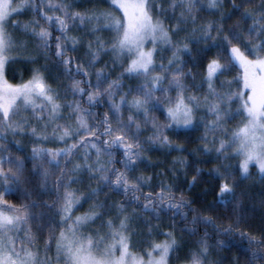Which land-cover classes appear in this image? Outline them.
Segmentation results:
<instances>
[{"label":"snow or ice","instance_id":"snow-or-ice-1","mask_svg":"<svg viewBox=\"0 0 264 264\" xmlns=\"http://www.w3.org/2000/svg\"><path fill=\"white\" fill-rule=\"evenodd\" d=\"M208 9H218L222 6L223 0H205ZM251 2V0H246ZM200 0H169L170 9L175 12L177 7L181 8L180 17L175 28L168 29L164 26L163 20L159 18L166 10L162 7V0H111V4L122 11L123 16L117 17L111 12H93L85 14L72 12L69 10L67 0H0V264H51L47 251L50 250V241L56 240V261L57 264H168L171 254L178 250L177 240L172 232L163 233L166 239L160 243H153L145 254L136 256L130 251L131 217L123 215V205L117 207V226L113 219L106 221L105 226L108 233H99L85 236L82 229L101 219L104 203L94 204L89 212L76 216L73 219V211L82 200L86 202L99 195L104 187L110 189H122L125 195L132 193V200L139 202L141 197L136 195L140 189V178L130 181L126 175L129 171H134L137 162L141 159L144 151L143 142L139 139L142 128L151 126V134L147 137L150 145L160 147H172L168 130L188 129L194 126L195 111L201 107L206 108L207 114L214 119L205 123V143H209L208 133L224 132L225 139L219 141V147L215 150L223 154L229 147L235 145V156L243 157L240 163L241 175L248 178L250 164H255L261 178H264V0L253 12L245 11L241 19L245 22L252 19L253 23L247 30V37L251 43H241V35L238 32H229L223 36V44H216L229 53L227 63H221L220 58H214L207 64L206 72L200 85L207 84V93L201 99L197 95H188L189 87L185 83V78L192 73L184 71L183 54H190L189 42L185 40L172 39V36L182 31L180 24H186L188 17H191L195 24L196 17L193 10ZM157 8V15L154 17L153 8ZM233 8L237 11L239 6L233 0ZM31 9L37 19L20 25L19 21L13 22V28H20L25 33H30L37 41V46L44 49L46 53L51 52V29L55 28L60 35L55 38V57L57 62L63 66L65 75L72 77L75 73H82L88 76L84 65L76 64L73 70L74 60L67 56L69 51L67 45L70 43L75 49L81 40L78 36L69 35L71 27L79 22L80 26L91 25L90 31L93 35L105 30L114 33L110 44L106 43L100 36L90 40L87 44V55L90 57L89 67L95 65L101 53L112 52L115 61H122L125 57L130 58L125 73L129 76L143 77V83L134 90L129 88L127 92L120 94V99L116 100V94L122 88V80L125 73H121L115 80L109 81L103 69L96 73V84L89 83L87 91L81 85L82 80H75L71 84V92L74 96L81 97L87 95L89 108L100 103L101 97H108V111L103 119L90 124L89 119L96 116L95 113L82 107L81 101L69 102L62 105L58 102L59 94L55 92L46 82L44 71L46 69L34 68L32 77L20 85H12L5 79L6 67L13 62L16 57L9 55L10 51L18 45L8 31V22L13 14L21 13ZM49 12L59 13V15H49ZM43 21V25L41 24ZM37 28L39 30H37ZM215 30L219 35L222 26L216 28L213 22H208L199 29L193 28V33L199 31L205 42L211 39L214 44L216 38L211 35ZM151 47H147L148 45ZM22 46V45H20ZM230 46V47H225ZM164 48L171 50V57L167 64L159 65V74L153 75L157 71L156 53ZM253 57L250 59L249 57ZM33 60V57H27ZM238 64L243 69L242 87L237 91H231L234 81H223L228 85V89L218 91L215 81L230 67ZM167 81V87H165ZM107 84L104 88L103 85ZM176 92L175 98L170 93ZM134 92L132 99L129 95ZM157 93H161L168 105L166 109L167 122L161 125L150 113L158 111L161 99L157 98ZM240 101V108L237 114H244L246 122L242 127L233 131L227 137L225 123L232 117L230 105ZM67 107L69 110L68 120L75 117V127L71 123L59 124L62 119L61 109ZM31 109L32 117L37 121L36 125L30 124L26 117L15 119L21 111L27 112ZM127 109L129 115L127 122L124 121L122 112ZM242 109V113H241ZM143 118L140 119V114ZM40 122L43 126L40 127ZM51 127V132L48 129ZM27 134L34 138L31 160L33 163V174L38 175L41 180V188L48 189L49 169L60 168V158H67L75 155L76 151L84 149L83 163H77L70 170L68 181L64 176L67 169L61 170V174L56 181L57 200L53 207L58 205L57 211L60 215L62 229L59 236L52 235L50 228L49 240L45 242V256L41 258L39 251L34 249L33 244L36 239L31 228L27 227L30 221L37 217L31 212V208L37 207L35 202L14 206L8 204L4 199L6 193L18 190L23 179L25 159L19 156L13 157L11 154L5 156L8 151L3 147L7 134ZM80 139L76 140L75 137ZM57 139L66 144V147L57 150L47 149L40 145L43 141ZM68 139H73V143L67 144ZM212 144L216 143L215 136ZM114 149H121L123 159L119 161L124 171H119L114 167L112 156ZM95 151L96 161L89 163L91 152ZM210 149L205 148V151ZM106 154L109 159L102 163L100 157ZM48 168H42L45 162ZM183 163V162H181ZM10 167L5 171L4 165ZM87 171L93 175L91 179H96L98 186L91 189L85 197L77 194V189H72L71 184L78 183L74 177L78 172ZM199 171V170H198ZM115 177L113 180L112 177ZM196 177H193V183ZM64 191L61 194L60 189ZM229 197H234L233 188L228 183H222L218 193V202L221 204L230 203ZM143 210L151 215L159 217L162 210H174L173 215L181 214V209L187 206L183 199L177 201L167 186L162 185L155 197L148 195L144 197ZM122 216V218H121ZM43 214H40V218ZM201 219L193 218V224ZM204 223L210 224V218H203ZM38 228L42 227L37 225ZM193 231L194 229H186ZM231 228H226L225 233H230ZM23 232L24 236L20 233ZM151 233V229H150ZM243 235V234H242ZM111 239L110 244L105 245V241ZM249 243H259L256 238H251ZM104 245L103 247H101ZM218 246L223 247V241L218 242ZM119 252V255H117ZM207 252V245L203 244L200 253L193 255L191 264H201L200 257ZM146 257V259H145ZM251 261L264 262V255L253 252Z\"/></svg>","mask_w":264,"mask_h":264},{"label":"trees","instance_id":"trees-1","mask_svg":"<svg viewBox=\"0 0 264 264\" xmlns=\"http://www.w3.org/2000/svg\"><path fill=\"white\" fill-rule=\"evenodd\" d=\"M67 3L70 5V11L85 14L100 13L98 9L107 5L104 0H67ZM157 3H160V0H157ZM235 3L239 6L238 11L233 8V0H223L221 7L210 10L205 0H200L192 13L196 17L195 24H193L191 17H188L186 24L179 25L183 30L172 36L174 41L185 40L186 38L190 41V54L185 53L181 57L184 62V71L192 73V75L185 78V83L189 87L188 95H197L202 99L206 94L204 84L199 88L196 86L201 84L207 64L211 59L220 58L221 63H227L229 53L216 46V44H223L224 35H227L230 31L238 32L241 35V43L248 44L249 47H251V43L255 42L254 40L249 42L247 37V30L252 25L253 20L248 19L245 22L241 19V16L245 11L253 12L257 9L261 0H251L250 3L246 0H235ZM162 7L166 12L160 15L159 18L163 20L166 28H175L180 17L181 8L177 7L173 12L169 7V0H162ZM28 11L25 18L17 20L21 26L23 23L26 24L37 19L31 9H28ZM53 14L59 15L58 12H49V15ZM153 15L154 17L157 15V8L155 7L153 8ZM208 22H213L216 28L222 26V32L219 35L215 30L211 33L216 38L215 44L211 39L205 42L199 31L193 33V28L199 29ZM41 24L43 25V21H41ZM90 28L91 25L80 26L77 22L75 26L70 28L69 35L80 37L81 42L75 46L74 50H72L73 46L70 43L67 45L69 49L67 56L72 57L74 60L73 70L76 64H82L85 70L89 72L88 76L75 72L72 77L65 75L63 66L57 62L54 55L55 38L60 35V32L55 28L51 29V52L46 53L44 49L37 46L36 39L30 33H25L20 27L16 28L14 38L19 45H22L21 50L17 49L20 57L18 61L10 62L7 65L5 79L12 85H18L27 82L32 77L34 68L46 69L44 71L46 82L59 94V103L66 105L69 102L74 103L80 100L83 108L96 114L95 117L89 119L90 124L103 119L109 106L107 95L101 97L100 103L89 108L86 94L82 100L81 97L72 94L71 84L73 79L84 81L81 86L86 89V92L91 91L92 89H89L88 85L89 83L91 85L96 84L97 71L103 69L107 79L112 81L119 77L121 73H125L127 62H119L122 64H118L117 61L114 62L112 52L109 51L101 53L95 65L89 67L90 57L86 54L88 42L94 40L96 36H100L108 44L113 39L106 30L103 31V34L98 32L93 35ZM37 30L39 29L37 28ZM261 39H264V36ZM23 53L24 56L21 55ZM171 55V50L168 48L157 51L155 57L157 71L154 73L159 74V65L161 63L167 64ZM27 57H33L34 61L27 60ZM225 74L235 76V79L232 80L234 83L231 90H237L241 77L240 71L235 65L217 78V88L219 87V80H223ZM141 83H143L141 77L129 76L125 73L122 80L123 86L116 94V100L120 99L121 93L127 92L129 88L134 90ZM103 87L106 88L107 84H104ZM165 87H167V81H165ZM133 95L134 92L128 98L132 99ZM156 95L157 98L161 99V110L151 112L150 116L155 117L163 125L167 122L165 109L168 105L161 93ZM170 95L175 98L176 92L172 91ZM128 115L129 111L125 109L122 112L125 122H127ZM61 116L63 118L58 120L57 123L64 124L67 122L75 127V117L73 116L71 120H68L69 110L67 107L61 109ZM142 118L143 114L141 113L140 119ZM205 118L209 119L210 117L206 115ZM199 119L200 117L196 118L197 124L191 129H172L166 132L172 142L171 148L150 145L147 137L151 134V126L142 128L139 139L143 142L144 151L141 153V159L137 162L135 170L126 173L130 181L140 178V189L136 193L141 197L139 202L132 200V193L125 195L122 189L104 187L98 196L86 200L87 206L90 209L94 204L103 202V210L97 209L102 211L103 215L101 219L97 220L105 223L109 219H113L118 226L119 219L117 218L116 206L123 205L125 210L123 215L131 217L129 230L132 227V231L145 241L152 240L151 242L159 243L166 239L163 233L172 232L178 246V250L172 253V261L174 260L176 263H191L193 255L200 253L202 245L206 244L207 252L200 257L201 264H250L253 252L264 255V178H259L253 170L246 179L240 177L236 168L229 171L225 166L227 163L225 152L220 154L215 150L219 147V141L226 138L224 132L208 133L209 143L206 144L202 139L205 136L206 121L198 123ZM32 124L36 125L37 121L33 119ZM41 124L43 122H40L39 126ZM48 131L51 132V127ZM214 136L216 143L212 144L211 141ZM75 139L79 140L80 137L76 136ZM33 141L32 137V145L30 139H23V142H18V145L14 141L5 142L8 144L5 147V149H8L4 153L5 156L11 154L13 157L19 156L25 159L23 171L25 179L20 183L18 190L14 189L12 192L6 193L4 199L8 204L14 206L35 202L37 207L31 208V212L37 218L32 220L30 228L36 237L35 241L42 244L45 239L49 238L50 228L52 229V235H56L55 224L59 222L58 219L55 220L58 214V205L50 208L44 205L46 203L47 205H53L57 200L55 190L57 177L60 176L61 170L67 169L64 180L65 182L68 181V176L71 174L70 170L74 165L83 163L84 149H79L71 157L60 158V168L52 167L49 169L48 189L44 190L40 186V177L33 174L34 161L31 160V153L32 148L37 146L34 145ZM73 142V139H68L67 144L70 145ZM21 145L23 146L19 148ZM38 146L57 150L66 147V144L52 138L43 141ZM205 148L210 150L205 151ZM96 159L95 151L92 150L89 163L95 162ZM108 159L109 157L106 154L100 157L102 163H106ZM122 159V150L114 149L113 164L110 167L124 171L123 165L119 162ZM41 166L42 168H48L46 161L42 162ZM9 167L10 165L5 164V171ZM92 175L87 171L78 172L74 178L80 182L71 184L72 189H77L78 195L83 194L86 197L91 189L98 186V175L96 179H91ZM193 177H196L194 183ZM112 179L114 180L115 177L113 176ZM222 183L231 185L234 192V197H229L231 202L227 204L218 202V193ZM162 185L170 189L177 201L183 199L187 202V206L181 209V214L174 216V210H162L157 218L143 210L144 197L148 195L155 197ZM63 191L64 189L61 188V194ZM40 214H43L42 218H40ZM194 217L201 219L193 224ZM203 218H210L212 222L206 224ZM37 225L42 227L38 228ZM226 228H231L232 231L225 233ZM186 229H194V232ZM253 237L259 243L250 244L249 240ZM220 241H223V247L218 246ZM251 264H264V262L251 261Z\"/></svg>","mask_w":264,"mask_h":264},{"label":"rangeland","instance_id":"rangeland-1","mask_svg":"<svg viewBox=\"0 0 264 264\" xmlns=\"http://www.w3.org/2000/svg\"><path fill=\"white\" fill-rule=\"evenodd\" d=\"M104 1L106 2L107 5L104 8L101 7V8L98 9V11L100 13L101 12H111L112 14H114L117 17H122L123 16L122 11H120V9L116 8L114 5L111 4V0H104ZM18 2H19V0H17V3ZM28 12L29 11L26 10V11H23L21 13L13 14L12 18L9 20V22H8V31L12 34L13 39L15 38V32H16V28H13V22L14 21H17L19 19L21 20V19L25 18L27 16ZM24 24L25 23H23V25ZM106 31H108V30H106ZM107 33H110V37H114V33L113 32L108 31ZM100 34H103V32L100 33ZM147 47H151V45L149 44ZM17 49H19V50L22 49L19 44L16 47H14L10 51V53H9V55L17 58L13 62L18 61L19 60V57H20V54L18 53ZM21 55L24 56V53L21 54ZM249 58L252 59L253 57L250 56ZM129 61H130V58L125 57L122 61H117V63L118 64H122V63H119V62H127V65H126V68H127ZM234 65L239 69V71H240V77H241V79H240L241 82L239 83V86L237 88V90H238V89H240L242 87L243 69H241L238 64H234ZM156 74L157 73H153V75H156ZM143 79L144 78L141 77V81L142 82H143ZM234 79H235V76L233 77L230 74L229 75H226L225 74L223 76V80H219V83H218L219 87L218 88H217V84H216V82H217V79H216L215 84H216L217 90L218 91L227 90L228 89V85L227 84H224V86L222 88L221 87V82H223V81H232ZM18 85H20V84H18ZM204 86H205V89H206L205 92L207 93V84H204ZM231 87H232V85H231ZM237 90H231V91H237ZM230 107H231V111H232V117L231 118H228L226 120V123H225V128L227 129V137H230L233 131L237 130L239 127H242L243 124L246 122L245 115L244 114H237V109L240 108V101L237 100L235 103H232L230 105ZM166 109H165V113H166ZM241 113H242V109H241ZM206 115L209 116L210 118L209 119L205 118ZM23 117H26L28 119L29 123L32 124V120L34 118L32 117L31 109H29L27 112L21 111L20 115L18 117H16L15 119L19 120V119H21ZM198 117H200L198 123H200V122L204 123L205 121L208 122V121L214 119V117H212L211 115H208L207 114V110L204 107H201V108H199V109H197L195 111V115H194V126L197 124L196 118H198ZM42 126H43V124H41L40 127H42ZM193 127H191V128H193ZM191 128H188V129H191ZM175 130H177V129H175ZM179 130H187V129H183L182 128V129H179ZM218 133H223V132H218ZM224 136H225V133H224ZM23 139L24 140H26V139L29 140L30 139V141H31L30 143L32 145V137L30 135L23 134V133L22 134H17V135H12V134L9 133V134H7L6 141L7 142L14 141V143H16L18 145V142H20V141L23 142ZM33 140H34V138H33ZM7 145H8L7 143H4L3 144V147L5 148ZM22 146L23 145L19 146V148H21ZM235 147L236 146L233 145V146L229 147L225 151V161L227 162L225 166H227V168H228L229 171L231 169L236 168L237 171L239 172L240 177L243 178L242 175H241V170H240V163L242 162L243 157H241V156H235L234 155ZM252 170L254 172H256V174L258 175L259 178H261L260 173H259V169H258V167L255 164H250L249 165L248 177L250 176V173L252 172ZM243 179H245V178H243ZM87 204L88 203H86L85 201L82 200L81 204L80 205H77L75 207V209H74V211L72 213L73 219L76 216H82V215L88 213L89 207L87 206ZM114 213H115V209H114ZM56 219H58L59 222H57V224H55L56 225V232L57 233L54 236H57L58 237L60 231L63 230V229H62V226L60 224V215L57 214V217H55V220ZM30 223H32V221H30ZM103 223H104L103 221L102 222H99L98 220H95V222L90 223L89 225L85 226L81 231H82V233L85 236L93 235V234H96V233H99L100 235H104L105 233H108L109 232V229L105 226V223L106 222L104 224ZM118 225H119V222H118ZM27 227H30V224ZM127 234L130 235V251L133 253V255H136V256H140V255L145 254L146 251L149 250V248L151 247V245L153 243H155V242H151L152 240L145 241V240L141 239L138 235H136L132 231V227L128 231ZM20 235L21 236H24V233L21 232ZM47 240H49V238L45 239L42 244H39L38 242L34 241L33 247H34V249H36V250L39 251V254H40L41 258H44V256H45V242ZM111 242H112L111 239H108V240L105 241V245L106 244H110ZM103 246L104 245H102L101 247H103ZM117 255H119V252H117ZM47 256L50 257V258H52L51 259V264H57V261L55 259V257H56V240L55 239H52L50 241V250L47 251ZM145 259H146V257H145ZM172 259H173V256L171 254V257H170V259L168 261V264H182V263H176V262H174V260L172 261ZM61 264H62V261H61ZM185 264H187V263H185ZM189 264H191V263H189ZM207 264H210V263H207Z\"/></svg>","mask_w":264,"mask_h":264}]
</instances>
